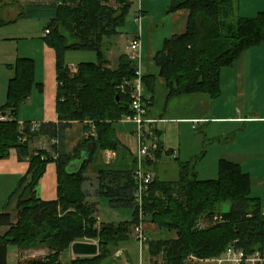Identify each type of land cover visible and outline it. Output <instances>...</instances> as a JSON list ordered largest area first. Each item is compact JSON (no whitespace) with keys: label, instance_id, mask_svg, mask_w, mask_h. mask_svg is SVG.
I'll return each mask as SVG.
<instances>
[{"label":"trees","instance_id":"obj_1","mask_svg":"<svg viewBox=\"0 0 264 264\" xmlns=\"http://www.w3.org/2000/svg\"><path fill=\"white\" fill-rule=\"evenodd\" d=\"M113 1L117 3L115 8L110 0H55L53 4L35 7L47 20L45 30L49 31L43 38L55 56L58 123H43L37 131L27 121L19 124L21 103L34 88L41 91L42 83L35 81L32 58L17 57L6 65L12 76L0 113L9 112L10 119L0 120V158H6L14 149L18 159L28 160L30 178L16 204L17 222L10 223L9 213L0 212V225L8 227L0 235V264H7L8 246L47 247L49 253L45 257L30 258L24 264H105L138 222L133 202V171L101 170L94 179L98 193L108 199L112 208L132 210L130 221L101 223L97 227L96 206L86 201L83 190L84 182L91 181L84 170L94 152L116 150L119 142L113 125L134 113L130 93L136 78V63L121 54L115 66L109 68L104 53V39L117 35L131 5L129 0ZM180 8L189 11L186 30L164 39L154 55V64L166 81L168 97L205 93L216 98L220 95L221 69L264 41V11L253 17L239 16L235 0H170L166 11ZM67 49L92 50L97 61L79 62L75 73H71L64 61ZM153 78V75L141 77L151 90ZM72 121L88 122L87 136L68 154L65 129ZM36 135L56 140L52 146L57 152L55 158L45 150L30 151L29 141ZM142 138L148 147L142 168L152 172L164 154L160 133L146 129L145 125ZM196 161L193 158L179 163L174 179L153 175L143 200L145 221L163 229H174L177 238H148L142 248L149 258L161 255L162 264H194L188 261L189 255L216 258L229 245L241 249L245 256L262 252L264 210L260 200L251 196L249 174L239 164L220 160L215 178L200 179L195 170ZM49 162L56 165L57 197L42 200L36 195V186ZM24 181L25 177L20 178L16 191ZM222 204H228L229 210L221 211ZM214 216H220V221L212 223ZM202 218L209 225L199 227ZM85 239H97V254L69 262L60 260V254L72 243Z\"/></svg>","mask_w":264,"mask_h":264},{"label":"crops","instance_id":"obj_2","mask_svg":"<svg viewBox=\"0 0 264 264\" xmlns=\"http://www.w3.org/2000/svg\"><path fill=\"white\" fill-rule=\"evenodd\" d=\"M152 1L157 0H150V9L144 8L143 3L139 4L136 14L141 13L142 23L138 25V28L131 30L129 28L123 30V26L118 28L117 35L108 40L106 50L108 49V58L111 55L117 56L126 52L132 38L137 36L140 39L141 76L153 75L154 77L152 90L145 83L142 87V97L149 102L145 125L146 129L153 128L160 133L164 148V154L152 170L153 175L163 179H174L177 176L179 163L197 158L195 170L198 178L212 179L217 176L220 160L233 162L239 164L249 174L251 196L260 200L264 210V41L242 52L232 65L221 69L218 97L211 98L205 93H184L168 97L166 81L159 75V69L155 66L153 58L165 38L185 32L189 11L186 8H180L169 13L165 12L170 0H158L162 1L165 8L162 12L156 13L151 6ZM54 2L55 0H32L26 3L23 0H0V18L2 19L0 25L10 24L20 19L40 20L46 28L47 20L41 12H36L35 7L50 5ZM235 2L237 14L242 17H253L258 12L264 11V0H235ZM144 9L148 10V14ZM3 21L5 24L2 23ZM45 28L41 33L42 37L46 34ZM42 37L40 51L43 57V74L42 78L38 79V82L42 83V90L39 93L35 92L39 94L36 99L33 100L30 97L22 104L25 107L36 104V107H33L34 113H31L34 116H24L18 120V122L27 121L30 126L32 123L35 124V127L31 129L36 131L43 123H58L55 108L58 88L54 67L55 57L53 50L44 44ZM11 76L10 71L9 78ZM87 124L86 121L70 122L65 129L66 153L72 154L76 144L87 136L85 129ZM113 126L119 142L118 147L116 150L97 149L84 170L85 176L91 180L83 184L86 201L96 206L97 200L103 197L98 193L94 181L99 171H133L137 166L135 160L137 139L134 134V124L123 118L115 122ZM91 132L94 133L93 125ZM54 144H56L55 139L36 135L29 141V149L30 151L45 150L55 158L57 152L52 147ZM166 151L170 154H166ZM27 170L28 160L18 159L14 149L9 151L6 159L0 158V212L9 213L10 223L13 224L18 219L16 204L19 194L30 178ZM165 175L170 176L167 178ZM22 177H25V181L16 191ZM36 195L42 200L56 199L57 172L54 162L47 164L36 186ZM113 209L131 210L130 208ZM222 209L228 211L229 205H222ZM95 215L97 224L100 225L102 222L97 211ZM7 228L5 225H0V235ZM144 230L150 239L177 238L175 230H166L151 222H145ZM130 237H132V230ZM82 241L97 243L95 239ZM69 249L71 250L69 257H63L64 251L60 254L62 262H69L75 258L71 246ZM28 250L8 246L7 264H24V259L45 257L49 253L46 247ZM116 252L121 255L119 245ZM157 257H150V263Z\"/></svg>","mask_w":264,"mask_h":264},{"label":"rangeland","instance_id":"obj_3","mask_svg":"<svg viewBox=\"0 0 264 264\" xmlns=\"http://www.w3.org/2000/svg\"><path fill=\"white\" fill-rule=\"evenodd\" d=\"M30 1L32 0H23V2L25 3ZM36 1H45V0H36ZM129 1H131V5L124 18V23L122 25L123 30H125V28L126 29L129 28V30H131L132 28L137 29L138 25L142 23V21L140 22L135 21L134 23V18L137 15L136 12L138 11L139 4L141 5V3H143L144 8L149 7L150 9V0H129ZM110 4L114 8L117 6V3H115L113 0H110ZM151 6L156 11V13L162 12L165 8L162 4V1L159 2L158 0L152 1ZM166 10L167 8L165 9V12H167ZM146 13L148 14V10ZM44 28H45V24L42 23L40 20L20 19L10 24L0 25V105L4 104V102L6 101V89L10 75V70L7 68L6 65L9 63H13L17 57L27 56L32 58L34 60V66H35L34 68L35 81H39L38 79L42 78L43 57L40 51V47H42L40 39L42 37L41 33H43ZM109 39H111V37L104 39L105 41L103 43V46L105 48L104 49L105 57L108 60L107 66L109 68H113L115 66L116 59L118 58L119 55L125 54L127 56L126 54L127 50L125 53H121L117 56L111 55V57L108 58L107 56L108 49L106 50V44ZM43 42H44V38H43ZM44 44L46 43L44 42ZM64 61L67 65H73V66H77V63L79 62H96L97 54L96 52L87 49H67L64 54ZM54 67H55V63H54ZM69 71L71 73H75V71H72L70 69ZM35 92L39 93V91L34 88L32 94L30 95V97L33 100L36 99V97L39 95ZM22 104L23 102L21 103L19 108V115L17 117L18 120H20L21 117L24 118V116L25 117L34 116L31 115V113H34L33 107H36V104H34L35 106L32 107H30L29 105L25 107ZM170 175H165V177L168 178ZM222 205H221V211H224L222 209ZM96 211H97V215H99V217L101 218L102 223L118 224L130 220L133 216L131 210H121V209L111 208L108 199L104 196L100 197L97 200ZM220 219H221L220 216H217L216 218L214 216L212 219V223L218 222L220 221ZM207 225H209V223L204 218L200 219L198 222L199 227H206ZM97 227H99L98 224ZM166 230H174V229H166ZM129 238L119 243V249L122 251L121 255L116 252L117 251V247H116L113 250V254L109 257V259H106L105 264H132V263L150 264V259L146 253V249L145 248L140 249L139 243L134 238L130 236ZM95 240L97 241V239ZM35 248L37 247L26 248V249L27 250L29 249L28 251H30L31 249H35ZM69 255H71V250L68 248L63 252V257L66 258V256L69 257ZM158 257L155 258L153 261H156L157 259L158 260L162 259L161 255ZM188 261L193 263L194 260L188 259ZM197 263L201 264L200 262ZM202 264H208V263H202ZM210 264H215V263H210Z\"/></svg>","mask_w":264,"mask_h":264},{"label":"built area","instance_id":"obj_4","mask_svg":"<svg viewBox=\"0 0 264 264\" xmlns=\"http://www.w3.org/2000/svg\"><path fill=\"white\" fill-rule=\"evenodd\" d=\"M141 13H139L135 21L140 22ZM49 30H45L48 33ZM127 57L136 63V78L131 83V107L134 111L132 116L125 117L132 122L135 126L134 134L137 139V154L135 156L136 168L133 170V179L135 181V188L133 192L134 207L137 211L138 222L132 226V237L139 243L140 249L147 241L148 237L144 230L145 213L143 210V200L146 195L149 184L152 182L153 173L144 170L142 168V159L147 154V145L143 142L142 134L146 123V115L148 112V105L142 97V79L139 69L141 58V43L139 37H134L129 41L127 46ZM68 68L72 71H76L77 67L68 65ZM10 113H0V120H9ZM22 125V122H19ZM35 124H31V128H34ZM188 259L194 260V264L202 263H215V264H264V250L262 252H255L251 255L245 256L243 251L237 248L235 245H229L225 251L216 258L200 259L193 255H189ZM157 264H162L161 260L157 261Z\"/></svg>","mask_w":264,"mask_h":264},{"label":"water","instance_id":"obj_5","mask_svg":"<svg viewBox=\"0 0 264 264\" xmlns=\"http://www.w3.org/2000/svg\"><path fill=\"white\" fill-rule=\"evenodd\" d=\"M71 249L75 258L81 256H93L98 252V245L93 242L75 241L71 244Z\"/></svg>","mask_w":264,"mask_h":264}]
</instances>
